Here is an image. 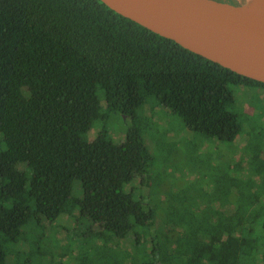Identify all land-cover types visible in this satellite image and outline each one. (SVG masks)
<instances>
[{
	"label": "trees",
	"instance_id": "1",
	"mask_svg": "<svg viewBox=\"0 0 264 264\" xmlns=\"http://www.w3.org/2000/svg\"><path fill=\"white\" fill-rule=\"evenodd\" d=\"M233 86L264 83L102 0H0V264H264V196L163 223L138 194L152 163L139 129L84 138L114 113L132 121L152 95L191 130L233 141ZM55 224L94 252L67 261Z\"/></svg>",
	"mask_w": 264,
	"mask_h": 264
},
{
	"label": "rangeland",
	"instance_id": "2",
	"mask_svg": "<svg viewBox=\"0 0 264 264\" xmlns=\"http://www.w3.org/2000/svg\"><path fill=\"white\" fill-rule=\"evenodd\" d=\"M221 1L241 6L256 4L255 0ZM232 89L236 96L233 110L242 125L233 141L191 130L182 117L152 95L132 121L125 115L114 113L105 122L96 123L84 138L92 140L101 130L107 138L121 142L126 138L128 127L135 125L139 129L152 163L150 185L138 190V194L146 197L163 223L169 210L186 216V207L194 213L204 204L251 208L255 205L254 200L264 196V169L258 170L259 164L263 163L261 154H258L264 146V88L233 86ZM100 96L103 102L101 93ZM187 212L192 214L189 209ZM171 218L168 216L167 219ZM58 225H50L48 232L52 235L60 231L58 245L60 250L65 247L67 261L68 257L75 259L82 252H94L90 247L81 249L71 234L62 231L65 228L74 230L77 225L65 222L61 224L62 230Z\"/></svg>",
	"mask_w": 264,
	"mask_h": 264
},
{
	"label": "water",
	"instance_id": "3",
	"mask_svg": "<svg viewBox=\"0 0 264 264\" xmlns=\"http://www.w3.org/2000/svg\"><path fill=\"white\" fill-rule=\"evenodd\" d=\"M111 9L220 65L264 83V0L257 17L246 6L221 0H102Z\"/></svg>",
	"mask_w": 264,
	"mask_h": 264
},
{
	"label": "bare ground",
	"instance_id": "4",
	"mask_svg": "<svg viewBox=\"0 0 264 264\" xmlns=\"http://www.w3.org/2000/svg\"><path fill=\"white\" fill-rule=\"evenodd\" d=\"M255 1H252V2H255ZM160 3H161L163 8H178L180 6L177 0H160ZM246 9L254 17H257L256 4L255 3H253L249 6H246Z\"/></svg>",
	"mask_w": 264,
	"mask_h": 264
}]
</instances>
